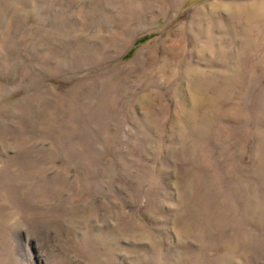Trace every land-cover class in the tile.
I'll return each instance as SVG.
<instances>
[{
    "label": "rangeland",
    "instance_id": "rangeland-1",
    "mask_svg": "<svg viewBox=\"0 0 264 264\" xmlns=\"http://www.w3.org/2000/svg\"><path fill=\"white\" fill-rule=\"evenodd\" d=\"M0 264H264V0H0Z\"/></svg>",
    "mask_w": 264,
    "mask_h": 264
},
{
    "label": "bare ground",
    "instance_id": "bare-ground-1",
    "mask_svg": "<svg viewBox=\"0 0 264 264\" xmlns=\"http://www.w3.org/2000/svg\"><path fill=\"white\" fill-rule=\"evenodd\" d=\"M249 11H251V13H256L257 11H258V9H257V7H256V4H254V5H251V8H250V10ZM251 19V18H250Z\"/></svg>",
    "mask_w": 264,
    "mask_h": 264
}]
</instances>
